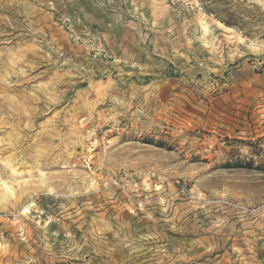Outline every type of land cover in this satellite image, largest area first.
<instances>
[{"label":"rangeland","instance_id":"rangeland-1","mask_svg":"<svg viewBox=\"0 0 264 264\" xmlns=\"http://www.w3.org/2000/svg\"><path fill=\"white\" fill-rule=\"evenodd\" d=\"M0 264H264V0H0Z\"/></svg>","mask_w":264,"mask_h":264}]
</instances>
